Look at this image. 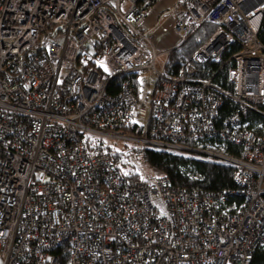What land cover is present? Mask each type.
Returning a JSON list of instances; mask_svg holds the SVG:
<instances>
[{
	"label": "built area",
	"instance_id": "2783aa9c",
	"mask_svg": "<svg viewBox=\"0 0 264 264\" xmlns=\"http://www.w3.org/2000/svg\"><path fill=\"white\" fill-rule=\"evenodd\" d=\"M126 1L0 0V264H61L63 248L68 264H252L264 244V0H182L180 41L161 52L143 29L159 0ZM205 25L170 75L171 51ZM141 70L151 92L129 77L108 93ZM136 118L142 134L124 133ZM89 138L229 165L238 188L128 178Z\"/></svg>",
	"mask_w": 264,
	"mask_h": 264
},
{
	"label": "trees",
	"instance_id": "16d2710c",
	"mask_svg": "<svg viewBox=\"0 0 264 264\" xmlns=\"http://www.w3.org/2000/svg\"><path fill=\"white\" fill-rule=\"evenodd\" d=\"M176 8L177 7L171 9L169 13ZM214 30V26H202L193 35L188 37L180 47L172 50L168 62L169 74H176L181 63L192 57L201 45L212 35ZM260 39L264 43V20L260 31ZM129 77L139 96H143V93L147 94L146 90H148L150 84H155L156 81L154 77L151 79H154L152 83L149 79L148 84H145L138 72L131 73L130 75H119L112 80L107 90L108 93H117L120 91L123 80ZM235 107L236 106L231 101L226 99L222 109H220L221 115L226 116L230 114ZM253 117H255L254 120L256 121L253 120L255 123H251V127L256 129L257 124L259 121L262 122V120L257 116ZM221 121L222 119L220 122ZM143 126V122L139 118H136L135 121L131 122L128 127L122 128V130L124 133H129V135H141ZM87 146L90 151H95V153H110L119 164L123 174L131 179L144 180L141 173L133 169L134 167L130 165L128 157L123 158L127 155L126 151L134 149L137 152H142L145 161L152 167L160 170L163 174H166L175 186L201 191H230L238 188L234 169L229 165L206 161L187 154L158 151L148 147L132 148L127 144H125L122 149H117L106 144L104 141H94L91 138L87 139ZM225 146L229 151L237 152L238 150L237 145L230 142L226 143ZM236 200L238 203H242L243 201L241 198H236ZM61 252V264H68V248H63ZM252 264H264V244L255 252Z\"/></svg>",
	"mask_w": 264,
	"mask_h": 264
},
{
	"label": "crops",
	"instance_id": "0c3cea01",
	"mask_svg": "<svg viewBox=\"0 0 264 264\" xmlns=\"http://www.w3.org/2000/svg\"><path fill=\"white\" fill-rule=\"evenodd\" d=\"M159 0L147 11L143 23V29L154 34V41L161 48L170 49L176 46L180 39L175 20L169 11L175 7L183 8L182 0ZM179 42V41H178ZM163 50V51H164ZM150 91V86L148 87Z\"/></svg>",
	"mask_w": 264,
	"mask_h": 264
},
{
	"label": "rangeland",
	"instance_id": "374dc122",
	"mask_svg": "<svg viewBox=\"0 0 264 264\" xmlns=\"http://www.w3.org/2000/svg\"><path fill=\"white\" fill-rule=\"evenodd\" d=\"M109 8H113V5H110ZM128 8H129L128 2L126 0H122V9H121L122 12H124V13L127 12ZM174 28H175V26H174ZM178 41H180V39H178L176 41V43H178ZM155 46L159 52H161L165 49V48L163 49V48L159 47L157 42L155 43ZM166 60H167V56H166V54H163L159 58V63L161 65H165ZM102 63H103L104 69L108 70V66L104 62H102ZM146 64H147V60L144 59L138 63V66H144ZM140 76L142 77L145 84H148L147 78L150 79V81L152 83L154 81V79L153 80H151V79L155 77L154 74L152 72H150V70H141ZM153 88H154V84L152 83V84H150V91L149 92H151L153 90ZM146 109L147 110L149 109V104H147ZM105 142L107 144L111 145L112 147L117 148V149H122L125 144H127L128 146H130L132 148L133 147H142L140 144L133 142V141L106 139ZM129 150L126 151V154H127L126 156L128 157V161L130 162V165L134 167L133 169L140 172L142 175V178L144 180L154 181L155 177H156L154 170L156 171V169L154 167H152L147 161H145L142 152H137L134 149L133 150L129 149Z\"/></svg>",
	"mask_w": 264,
	"mask_h": 264
},
{
	"label": "clouds",
	"instance_id": "9594fccd",
	"mask_svg": "<svg viewBox=\"0 0 264 264\" xmlns=\"http://www.w3.org/2000/svg\"><path fill=\"white\" fill-rule=\"evenodd\" d=\"M177 44H178V43H177ZM177 44H176V45H177ZM174 47H175V46H174ZM172 48H173V47H172Z\"/></svg>",
	"mask_w": 264,
	"mask_h": 264
}]
</instances>
